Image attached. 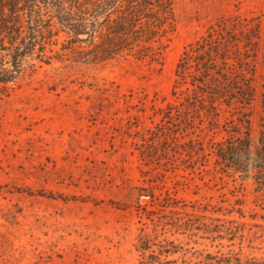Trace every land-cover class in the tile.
Returning <instances> with one entry per match:
<instances>
[{
	"label": "rangeland",
	"instance_id": "1",
	"mask_svg": "<svg viewBox=\"0 0 264 264\" xmlns=\"http://www.w3.org/2000/svg\"><path fill=\"white\" fill-rule=\"evenodd\" d=\"M173 7L158 61L86 62L63 49L60 34L50 61L0 88V264L264 262V189L221 170L211 151L233 130L258 143L264 0ZM233 18L259 28L254 100L220 106L215 124L204 112L167 124L184 50Z\"/></svg>",
	"mask_w": 264,
	"mask_h": 264
},
{
	"label": "trees",
	"instance_id": "2",
	"mask_svg": "<svg viewBox=\"0 0 264 264\" xmlns=\"http://www.w3.org/2000/svg\"><path fill=\"white\" fill-rule=\"evenodd\" d=\"M0 88L36 70L39 62L50 61V45L58 36L67 40L63 49L79 60L107 62L134 55L141 60H160V41L175 27L173 0H1ZM259 28L250 20L220 21L190 43L176 68L173 95L178 103L168 105L163 121L173 126L187 123L185 116H204L215 124L220 106L250 104ZM185 86L184 89H180ZM0 90V95H1ZM264 103V93H263ZM194 116V117H195ZM241 122H248L244 116ZM236 128V126H234ZM258 143L253 147L248 131L237 130L211 151L216 164L227 173L251 178L264 189V116ZM211 264H230L231 256H210ZM235 264H241L235 258ZM247 264H264L249 261Z\"/></svg>",
	"mask_w": 264,
	"mask_h": 264
}]
</instances>
